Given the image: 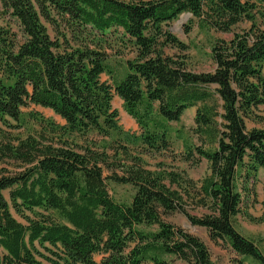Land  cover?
Here are the masks:
<instances>
[{
    "label": "trees",
    "instance_id": "1",
    "mask_svg": "<svg viewBox=\"0 0 264 264\" xmlns=\"http://www.w3.org/2000/svg\"><path fill=\"white\" fill-rule=\"evenodd\" d=\"M0 3L18 24V31L0 24V133L1 124L10 125L8 118L18 121L22 107L36 104L65 120L58 125L38 115L55 134L94 130L121 136L112 106L115 93L142 131L133 138L147 147L144 151H159L170 145L169 123L194 106L200 144H185L184 158L196 164L204 158L209 169L198 184L180 172L150 170L133 156L119 164L122 174L105 176L106 168L117 165L106 150L57 137L0 142V159L25 165L14 174L0 168V264H46L42 259L50 264H175V259L213 264L198 236L164 219L176 211L206 228L211 240L228 244L241 256L240 264L248 257L264 264L256 241L234 224L239 213L264 222V212L256 218L247 211L256 202L257 173L264 168V126H247L248 120L262 119L257 109L264 105V0ZM184 12L203 27L233 32L213 43V71L190 69L181 54L189 45L167 28ZM112 32L135 53L120 72L109 63ZM107 177L133 186L130 202L110 195ZM189 202L208 211L191 214ZM151 227L156 229L147 230ZM98 253L103 254L99 261L94 259Z\"/></svg>",
    "mask_w": 264,
    "mask_h": 264
},
{
    "label": "rangeland",
    "instance_id": "2",
    "mask_svg": "<svg viewBox=\"0 0 264 264\" xmlns=\"http://www.w3.org/2000/svg\"><path fill=\"white\" fill-rule=\"evenodd\" d=\"M0 24H10L14 30L18 31V24L5 14L1 3ZM247 26H249L248 22L235 27L234 30H240L241 27ZM167 28L179 39L189 45L188 50L181 54H185L188 67L196 72L213 71L215 66L210 57L213 43L217 39H228L233 35V32H221L206 26L203 27L198 18L193 17L191 14L188 15L187 12L180 14L176 19L171 21L167 25ZM48 30L49 33L53 35L50 26H48ZM119 31L121 33L122 30L119 29ZM109 43L111 45V47L107 48V51L110 54L109 63L120 72L125 61L134 58L135 53L130 47H126V45L120 41V34L117 32L109 34ZM101 78L102 80H107L109 83H113L109 75L102 74ZM112 106L118 111V124L123 130L121 136L117 135V133H113L110 136L104 137L94 130L88 131L84 134L78 132L62 134V131L59 130L55 134L45 127L46 122L40 121L38 115L46 120H51L58 125L65 124V120L50 108L36 104H29L22 107L21 118L18 121L8 118L10 125L1 124L2 130L0 133V142H12L13 144H17L19 138L25 139L29 136H34L42 140H49L50 138L57 137L67 139L69 142L78 144V146H90L100 151L106 150L110 155L109 162H114L116 160L117 165L114 166L113 170L106 168L104 171L105 176H109L112 171L122 174V169L119 164L132 161L133 156H140L143 160V165L150 170L180 172L184 174L185 177L194 180L198 184L208 174V161L206 159L202 158L196 164L193 163L192 160L184 158L187 149L185 144H200L199 138L193 129L195 127L194 117L197 107L193 106L187 108L180 121L169 123L170 129L168 132V139L170 145L167 149L159 151H144V148L146 149L147 147L143 145L140 140L133 138V136H139L142 133L138 123L127 113L123 100L115 93H113ZM257 112L262 116V119L256 121L248 120L247 126L249 128L254 126H264V105H260ZM207 144L208 143L204 146L205 148H208ZM124 148H127V150L125 151ZM24 167L25 165L18 160L11 158L0 159V168H5L7 174L20 172ZM106 184L110 195L116 201H131L134 194V188L132 185L117 183L108 177L106 178ZM255 191L256 202H250L248 209H246L252 217L260 218L264 212V206L262 205V200L264 199V168H261L257 173ZM9 192V189H6L3 192L7 200H10ZM252 198L253 197L250 199ZM186 209L191 214H196L198 216H201L208 211L203 207H194V203L192 202L187 204ZM12 212L18 220L23 223L26 222V220L21 218L15 210H12ZM26 214L33 216L30 212H26ZM164 219L173 225L181 227L185 231L198 236L208 247L213 264H240L237 260L241 256L237 255L228 244L221 240L218 242L211 240L206 228L192 224L183 213L176 211L172 214L165 215ZM235 220V227L239 228L244 236L255 240L264 254V222L255 221L243 213L237 216ZM151 229H156V227H151L147 230ZM36 245L42 252L48 254L37 242ZM102 257V253L94 255V259L97 261ZM42 261L46 264H50L46 260L42 259ZM174 262L175 264H185L179 259H175ZM244 264L260 263L252 257H248L244 258Z\"/></svg>",
    "mask_w": 264,
    "mask_h": 264
},
{
    "label": "crops",
    "instance_id": "3",
    "mask_svg": "<svg viewBox=\"0 0 264 264\" xmlns=\"http://www.w3.org/2000/svg\"><path fill=\"white\" fill-rule=\"evenodd\" d=\"M260 169H261V168H260ZM260 169H259V170H260ZM259 170H258V171H259ZM239 215H241V213H239L238 215H236V216H235V219H236L237 216H239ZM235 221H236V220H235ZM234 223H235V222H234ZM236 228H237V227H236ZM237 230L240 231L239 228H237ZM240 232H241V231H240ZM241 233H242V232H241Z\"/></svg>",
    "mask_w": 264,
    "mask_h": 264
},
{
    "label": "water",
    "instance_id": "4",
    "mask_svg": "<svg viewBox=\"0 0 264 264\" xmlns=\"http://www.w3.org/2000/svg\"><path fill=\"white\" fill-rule=\"evenodd\" d=\"M190 13H188V15H189Z\"/></svg>",
    "mask_w": 264,
    "mask_h": 264
}]
</instances>
